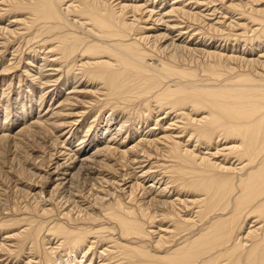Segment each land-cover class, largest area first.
Returning a JSON list of instances; mask_svg holds the SVG:
<instances>
[{"label":"bare ground","instance_id":"obj_1","mask_svg":"<svg viewBox=\"0 0 264 264\" xmlns=\"http://www.w3.org/2000/svg\"><path fill=\"white\" fill-rule=\"evenodd\" d=\"M0 11L16 18L0 25L9 40L24 30L46 51L22 73L32 88H72L52 118L15 135L49 137L87 92L119 115L49 192L58 211L40 205L41 187L1 224L21 229L19 247L38 264H264V0H0ZM54 63L70 79L47 76ZM22 97L1 106L0 131L13 108L22 121L45 100ZM55 163L38 178L59 173Z\"/></svg>","mask_w":264,"mask_h":264},{"label":"rangeland","instance_id":"obj_2","mask_svg":"<svg viewBox=\"0 0 264 264\" xmlns=\"http://www.w3.org/2000/svg\"><path fill=\"white\" fill-rule=\"evenodd\" d=\"M10 16L8 15L7 17L5 16L4 18L3 16H0V25L7 26L8 24L13 23L14 26V24H16L14 23V19L16 20V18L12 17L14 16L12 14H10ZM0 33H1L0 34V121L2 122L6 121L4 118L5 113L3 108H1V106L6 102L7 103L15 102V96L17 95V93H21L23 96L22 99H24L23 101L27 103H29V99L36 100L41 95H45L44 103L41 105L40 109L35 107L34 105L33 115L29 116L28 118H25L22 121L19 120V117L21 118V116L15 115V112L17 111L15 110V108H13L14 112L12 110V112L10 113L11 119H9L12 121L9 122V125L7 126L6 130L1 129L0 131V135L6 133V135L9 136L8 140L6 139L5 141L0 142V264H31V263L38 264L41 258L38 257V255L35 254L34 252H31L32 254H29L30 249H28V247L27 248L26 246H24V248L19 247L18 241L14 237H12V235L16 233V231L21 229L17 226L2 227L1 224L4 223V221H10L11 219L23 217L22 215H24L23 213L24 210H20L22 209L23 203L25 204V202H28L29 199L32 201L31 197L26 198L27 192L29 193V191H31L32 192L31 195H32L34 194V192H38L41 189V187L44 189L45 193L43 195L44 197L40 198V205L48 206L51 208L53 207L58 211V207H60L61 205L57 203V200L52 202L51 199H48L49 197L48 195L50 194L49 192H51V190H53V188L56 186V184L58 183L57 180L59 179V177L62 176L61 174L64 172V169L67 166L73 163H74L73 165H76L78 161L82 160V158L85 159L91 156L90 153L91 151H93L94 149L93 147L95 146L93 145L95 142L92 141L94 139L93 136L94 135L98 136V138L100 137L101 139V133H102L101 129L104 128L106 124V120L111 116L115 117V120H113L111 123L113 130V128H115V126L117 125L116 122H119V118H118L119 115L116 112L113 113V111H110L108 109L106 110L101 109L99 108L98 105H94L95 103L93 99L95 98H93V96L95 95L94 94L92 95V92L91 94L87 92L85 95L88 98L85 97L84 99L83 98L79 99V102H76L73 105L74 107H70V106L67 107V109L71 108L70 111L74 113L76 112L79 113V116L70 115V117H67L66 119L67 124L61 126L59 129L53 130V133L48 135L49 137H44L42 134L40 136L38 135L39 133H36V135H34V132H32L33 133L32 134L30 131L27 132L25 131L24 133L21 132V134L15 135L16 133H19V130L26 127V124H23L25 122L31 123L33 121H36L37 123H39L44 118L45 120L52 118L51 112H53L52 109L56 107L58 103V99L64 98V96L67 93H69L72 90V88L69 89V87H71V84H67V86L65 85L66 87H63L59 82L58 83L52 82L50 83L51 85L50 84L37 85L36 87L32 88L33 86L30 84L32 81L31 77L29 76L28 78V76H25L22 73L24 72L25 66L29 63L28 58L31 56L34 57V59L36 58L35 63H33L32 67L30 65V67L32 68L31 70L32 71L36 70V67L39 68L38 62L44 59L46 51L43 49L42 50L36 49L37 43H34V40L28 41V37L24 30L19 31L20 35L16 34V37L15 36H12L13 38L10 37L11 41L9 40V37H6L4 31L2 32L1 30ZM6 38H8L7 40L9 41H7ZM5 40L7 41V43H5L6 42ZM19 61L20 63L14 64V62H19ZM49 65L47 66L49 68L45 69L47 76H49L48 74H52V75L57 74L55 75V77H57L59 76V74H61L62 75L61 80L70 79L71 77L70 74L68 75L66 70L64 73L63 70L60 67H58L57 63L49 64ZM1 70L3 71L1 72ZM51 70L54 72H51ZM32 73H34V71ZM21 75H23V78H21ZM79 84L78 86L80 87L83 86V84L81 83ZM88 85L85 84L83 87L84 88L85 86L89 87L90 85L89 86ZM84 91L85 90L83 89V92ZM53 94L54 96L51 98ZM90 102L92 106L89 105ZM33 117H36V120H31ZM102 119L103 121L101 122ZM86 123L89 124L93 123L92 125H94V128H92L91 131H89L88 133L81 131L82 129L83 130L85 129ZM128 129L132 130L131 127ZM3 130L5 131L2 132ZM128 132L127 131L125 133L123 132V135L126 136ZM76 134L77 136H75ZM83 134H87V135H85L84 137ZM13 135H15L16 137ZM58 136L60 137V140H55L58 138ZM55 141L56 143L59 142L58 148L54 147ZM129 141L133 142L134 138L133 140L130 139ZM129 145L130 144H128L127 146ZM56 149L58 151L61 150L62 152H66L68 154L60 155L62 152L61 153L56 152ZM54 153H56V155L52 157L51 155H53ZM51 157L53 159H51ZM57 160L59 164H61L59 165L60 172L56 174H49L50 177L45 182L40 180V178L38 177H40L41 174L46 175V172L51 169L53 170V168L56 166L55 162ZM49 163H51L50 166ZM41 168L43 170H40ZM45 169L47 171H45ZM37 173L40 174L38 175ZM93 175L95 176L97 174L93 172ZM82 181L80 185H82ZM33 188H35V190H33ZM82 190L84 193L86 192L85 193L86 197L90 196L88 198V201L93 198V196L90 195L91 193H89L90 191L88 188H84ZM45 201H47V204ZM77 201L80 202L81 199ZM88 201H86L84 198V200L81 201V204L87 206ZM57 211L55 212L56 215L55 213L50 215L51 217H54L52 218V220H56V218H58ZM53 241H54L53 243H55L57 239ZM51 245L52 244H50V246ZM31 255H33L34 257L33 256L31 257ZM81 256L82 255H79L78 257ZM97 260L99 259L97 258Z\"/></svg>","mask_w":264,"mask_h":264}]
</instances>
